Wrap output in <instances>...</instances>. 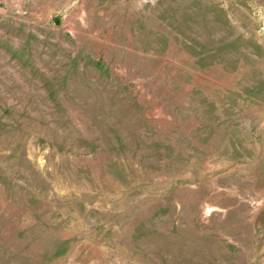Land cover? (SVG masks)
Wrapping results in <instances>:
<instances>
[{"label": "rangeland", "instance_id": "rangeland-1", "mask_svg": "<svg viewBox=\"0 0 264 264\" xmlns=\"http://www.w3.org/2000/svg\"><path fill=\"white\" fill-rule=\"evenodd\" d=\"M0 264H264V0H0Z\"/></svg>", "mask_w": 264, "mask_h": 264}]
</instances>
